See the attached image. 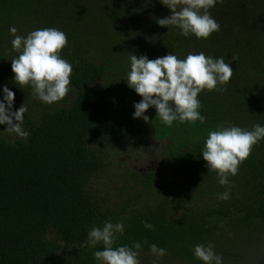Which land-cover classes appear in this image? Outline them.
Returning a JSON list of instances; mask_svg holds the SVG:
<instances>
[{
	"label": "trees",
	"instance_id": "16d2710c",
	"mask_svg": "<svg viewBox=\"0 0 264 264\" xmlns=\"http://www.w3.org/2000/svg\"><path fill=\"white\" fill-rule=\"evenodd\" d=\"M210 14L221 28L204 40L160 27L171 15L160 0H0V100L7 87L13 111L27 106L30 134L21 140L0 125V264H97L103 245H81L106 221L124 224L114 247L141 244V264H204L197 244L214 245L222 264H264V140L228 186L202 157L210 131L264 127V0H218ZM10 27L67 35L73 91L63 101L48 105L17 85ZM201 52L234 71L226 90L199 94L205 123L167 127L154 107L152 123L135 119L142 97L126 81L131 55ZM148 143H163L154 166L142 153ZM229 190V200L217 198ZM152 244L167 255L151 256Z\"/></svg>",
	"mask_w": 264,
	"mask_h": 264
},
{
	"label": "clouds",
	"instance_id": "9594fccd",
	"mask_svg": "<svg viewBox=\"0 0 264 264\" xmlns=\"http://www.w3.org/2000/svg\"><path fill=\"white\" fill-rule=\"evenodd\" d=\"M160 2L171 10L170 16L157 20L160 27H175L185 37L194 35L204 40L220 31L221 25L210 14V9L216 6L218 0ZM219 2L223 3V0ZM9 32L13 37L12 49L18 53L11 60L17 85L22 89L31 87L32 94L48 105L63 101L73 91L70 87L72 65L61 56L62 51L69 46L67 35L54 27L34 30L26 37L18 35L15 27H10ZM130 61L126 81L142 97L134 105V118L152 123L145 113L154 107L157 117L167 127H172L176 121L205 123V118L199 112L202 107L199 94L205 90H226L222 86L230 83L234 75L232 67L223 58L206 56L203 52L189 53L184 59L169 54L155 60L132 54ZM3 93V100H0V125H7L5 132L9 135L26 141L30 134L24 130L23 123L28 108L23 104L13 111L15 93L7 87H4ZM261 140H264V127L259 124H255L252 130L238 126L221 127L209 132L202 157L209 170L217 173L219 184L228 186L229 177L238 175L240 165L251 157L254 147ZM230 196L229 190L219 193L217 198L227 201ZM145 227L154 230L147 223ZM123 233L122 222L113 224L106 221L102 228L93 227L89 231L88 240L81 247L94 249L99 244L103 245V250L94 252L97 264H141L139 257L142 246L139 242H134L131 247H114L118 235ZM214 247L212 244L207 247L197 244L194 248L195 257L204 264H222L223 257L216 254ZM150 254L164 258L167 251L152 244Z\"/></svg>",
	"mask_w": 264,
	"mask_h": 264
},
{
	"label": "rangeland",
	"instance_id": "374dc122",
	"mask_svg": "<svg viewBox=\"0 0 264 264\" xmlns=\"http://www.w3.org/2000/svg\"><path fill=\"white\" fill-rule=\"evenodd\" d=\"M162 146H163V143L146 144V149L142 150V153L145 155H148L151 158L150 162L147 163L146 166H154L155 164L158 163V161L160 160L159 152L161 151ZM133 156L137 157L136 155H133Z\"/></svg>",
	"mask_w": 264,
	"mask_h": 264
},
{
	"label": "flooded vegetation",
	"instance_id": "af4514ba",
	"mask_svg": "<svg viewBox=\"0 0 264 264\" xmlns=\"http://www.w3.org/2000/svg\"><path fill=\"white\" fill-rule=\"evenodd\" d=\"M245 264V263H244Z\"/></svg>",
	"mask_w": 264,
	"mask_h": 264
}]
</instances>
